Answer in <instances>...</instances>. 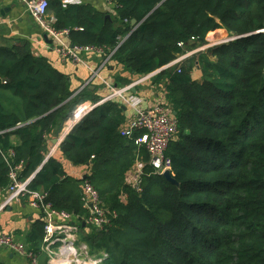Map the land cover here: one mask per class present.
I'll list each match as a JSON object with an SVG mask.
<instances>
[{"label": "trees", "instance_id": "1", "mask_svg": "<svg viewBox=\"0 0 264 264\" xmlns=\"http://www.w3.org/2000/svg\"><path fill=\"white\" fill-rule=\"evenodd\" d=\"M113 18L89 5L48 2L57 29L73 46L115 50L111 61L134 76L167 66L191 37L195 45L236 40L169 67L152 83L165 95L178 125L166 156L169 183L148 164L144 150L118 134L122 107H96L66 135L62 156L89 175L75 179L57 158L45 160L46 137L67 122L77 104L97 102L89 86L76 94L69 78L27 43L0 46V190L10 165L19 180L46 194L45 202L81 222L75 246L101 264H264V0H113ZM136 21V27L131 21ZM77 28L78 30H74ZM197 64L201 77L191 72ZM116 82L129 84L117 78ZM17 139V144L12 143ZM13 152L8 158L7 153ZM144 163L139 191L126 182L137 156ZM93 157V158H92ZM87 181L110 211L109 224L82 223L81 184ZM43 223L33 224L28 249L42 258Z\"/></svg>", "mask_w": 264, "mask_h": 264}, {"label": "built area", "instance_id": "2", "mask_svg": "<svg viewBox=\"0 0 264 264\" xmlns=\"http://www.w3.org/2000/svg\"><path fill=\"white\" fill-rule=\"evenodd\" d=\"M104 1L114 7L113 0ZM26 12L35 20L41 29L54 40L59 41L61 38L68 37V29L61 30L56 28L57 21L48 13L47 0H27ZM74 30L78 29L75 28ZM209 35L210 33L206 36L205 44L203 45H195L196 39L193 37L190 38L187 44L182 42L178 43V47L182 49L183 52L170 64L152 74L155 75L160 71L173 66L177 68V72H180L179 67H181L184 63L191 61L194 57L196 59L198 54L205 53L210 49L217 48L238 38H233L228 35L219 39L218 42L213 43L211 42ZM55 51L61 59L71 61L76 64L82 62V56L86 53H95L101 56H104L105 53L102 48L92 46H56ZM114 52L115 50L105 56L102 66H104L105 63L111 59ZM146 76L147 75H145V77ZM87 86H89V81L82 84L76 94ZM160 96L166 100L164 97L165 95H163L161 91ZM110 99L111 98L108 100ZM107 101L91 102L85 100L77 104L71 114V117L67 121L68 132H70L71 129L92 110L107 103ZM118 134L121 137L133 142L138 152L140 150H144L148 154V164L155 173L163 175L165 172H170L171 161L166 156V150L169 144L177 139L178 125L175 120L174 113L169 109V104H166L160 99V101L156 102L151 108L138 110L130 119H125V122L118 130ZM7 157L12 158L13 152L9 151L7 153ZM22 168V163L10 165V184L8 187L0 190V195L5 192L11 198L17 199L19 197H25L27 198L29 205L33 209L40 212L44 235L39 254H43L47 257V264H70V262L61 258V252L64 251H69V256H75L76 261L74 264H88L89 262H92L93 264H100L104 256L97 261L91 260L90 255L88 254V249L85 245H81L80 251L86 253L85 260L88 262L79 259V253L75 250V244L78 241L81 222L75 216L54 210L48 203L45 202L46 194L43 192L28 190L27 185L30 179L20 181L18 178L19 172ZM143 170L144 163L138 155L131 174L128 178H126V182L131 184L138 191L139 179L143 174ZM87 175H89V173H87ZM81 190L82 202L84 209L86 210V218L82 225L85 224L94 229H103L109 224L110 211L101 202L98 192L87 181H84L81 184ZM73 219H76V221H73ZM0 247L25 258L30 262V264H38V254L31 252L24 244L15 241L12 236L0 234ZM57 247L60 248L58 251H55V248Z\"/></svg>", "mask_w": 264, "mask_h": 264}, {"label": "crops", "instance_id": "3", "mask_svg": "<svg viewBox=\"0 0 264 264\" xmlns=\"http://www.w3.org/2000/svg\"><path fill=\"white\" fill-rule=\"evenodd\" d=\"M26 1L0 0L1 47L11 48L23 42L27 43L33 56L46 59L54 69L69 78L71 89L79 90L82 84L89 81V90L93 96L98 98L97 102H106L109 98L111 99L108 101H116L122 107L126 120L135 115L138 110L151 108L160 99L168 104L163 97L161 98L157 86L152 83L156 74H150L146 77L134 76L111 60L102 66L104 57L95 53L84 54L82 62L78 64L61 59L55 51V47H72L70 38L64 37L57 41L48 36L26 12ZM47 1L50 3L52 0ZM59 1L63 6L89 5L109 18H113L115 15L113 6L104 0ZM48 13L51 12L48 10ZM214 33H220L219 36L222 33L224 37L228 36V33L223 29H218ZM117 78L127 79L129 84L116 82ZM67 124V122L63 123L58 131H53L46 137L45 160L52 157L57 158L61 161L68 176L81 179L88 173L87 166H73L60 152V145L69 133ZM12 143L17 144V139L12 138ZM38 221H41V214L29 205L27 198H11L5 192L0 195V234L12 236L15 241L28 248L27 237L33 224ZM41 260L42 258L39 257L38 263ZM0 264H30V262L0 247Z\"/></svg>", "mask_w": 264, "mask_h": 264}, {"label": "rangeland", "instance_id": "4", "mask_svg": "<svg viewBox=\"0 0 264 264\" xmlns=\"http://www.w3.org/2000/svg\"><path fill=\"white\" fill-rule=\"evenodd\" d=\"M200 71L198 70L197 68V64L194 63V67L192 69V72H191V76L194 80H198L200 78ZM153 80V79H152ZM60 247H57L55 248V251H58ZM75 250L79 253L78 254V257L80 260H83L85 262H88L85 260V252H81V246L79 247H76ZM62 253V256L61 258H63L64 260H67V262H70V264H74V262L76 261V258L75 256H69V251H64V252H61ZM102 256H104L103 258L105 259V257L107 256L105 252H100L98 256H90L91 260H99ZM89 257V256H88ZM92 262H89L88 264H91ZM79 264H82V263H79ZM101 264V263H100Z\"/></svg>", "mask_w": 264, "mask_h": 264}, {"label": "water", "instance_id": "5", "mask_svg": "<svg viewBox=\"0 0 264 264\" xmlns=\"http://www.w3.org/2000/svg\"><path fill=\"white\" fill-rule=\"evenodd\" d=\"M106 18L108 19L109 17H106ZM136 25H137V24H136V21H135V20H132V21H131V26H132L133 28H135ZM228 35H229L230 37L235 38V34H234L233 32H229ZM142 77H145V75H142ZM174 116H175V115H174ZM55 144H56V142H55ZM163 177H164L169 183H171V184H176V182H175L174 179L172 178L170 172H165V173L163 174ZM83 226H85V224H83Z\"/></svg>", "mask_w": 264, "mask_h": 264}, {"label": "bare ground", "instance_id": "6", "mask_svg": "<svg viewBox=\"0 0 264 264\" xmlns=\"http://www.w3.org/2000/svg\"><path fill=\"white\" fill-rule=\"evenodd\" d=\"M93 264V263H92Z\"/></svg>", "mask_w": 264, "mask_h": 264}]
</instances>
